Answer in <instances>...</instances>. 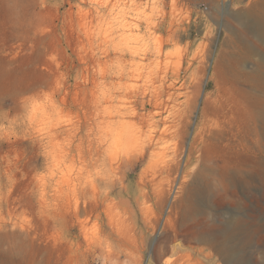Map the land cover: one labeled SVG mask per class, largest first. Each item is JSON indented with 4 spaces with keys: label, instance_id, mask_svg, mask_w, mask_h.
<instances>
[{
    "label": "rangeland",
    "instance_id": "rangeland-1",
    "mask_svg": "<svg viewBox=\"0 0 264 264\" xmlns=\"http://www.w3.org/2000/svg\"><path fill=\"white\" fill-rule=\"evenodd\" d=\"M255 95L257 165L221 182L210 145L186 165L213 106L252 110ZM251 170L264 174V0H0V264H225L163 242V222L186 201L202 226L263 221ZM259 249L242 248L248 264Z\"/></svg>",
    "mask_w": 264,
    "mask_h": 264
},
{
    "label": "bare ground",
    "instance_id": "bare-ground-1",
    "mask_svg": "<svg viewBox=\"0 0 264 264\" xmlns=\"http://www.w3.org/2000/svg\"><path fill=\"white\" fill-rule=\"evenodd\" d=\"M246 78H247V81L249 78L252 79L253 88L255 87L258 90L261 87V86L259 87V85L261 84L258 81L259 79H256L257 76L251 75V76H246ZM255 88H254V90H255ZM245 93H246L245 91H243V90L241 91V94L243 97L245 96ZM234 97H236V96H234ZM244 98H247V96ZM250 100H251L252 104L254 105L255 109L252 107L253 109L251 108L252 110H249L250 108L247 109L246 107L239 106V103L237 100H234V101L231 100L230 101V99L228 100L229 102H231V104H229V105L228 104L224 105L223 102L220 101V102H222V105L217 106V107L213 106V108H214L213 112L211 111L213 114L212 115L213 118H210V119L207 118V121H205L203 123L202 127L199 129L197 134L193 137L191 145H190L188 152H187L185 164L187 165L195 159L194 154L196 153L198 147H201L204 145H206V146L210 145V146H213L211 148H216V147L219 148V149L218 148L217 149L222 153L223 158L221 161L223 163L220 164L221 166L219 165L220 170H215L216 167L218 168L217 164L215 166H212L209 164V168H205V169L207 171H209L210 173L213 172V174L215 176H217V177H219V179H221V182H223L224 180H227L229 178L232 179L234 175H237V174L239 175V173H241V171H243L248 166H250V167L256 166L257 165L256 160H253L251 157L245 155V153H244L245 152L244 151V147H245L244 145H246V144L243 143V137L245 134L244 131L247 130L248 125L251 123L254 124L262 116L260 113L261 112L260 111V106H261L260 101L261 100H260V97H258V95L250 97ZM213 103H215V101ZM256 107L259 109H256ZM208 108H207V110L210 109V108L209 109ZM203 113L205 115V110ZM237 114L242 116V119L239 116V121L237 120V118H238ZM180 117H182V116H180ZM208 117H211V116L208 115ZM204 119H206V118L204 117ZM179 124H180V122H179ZM181 124H183V127L186 126V118L182 121ZM246 126H247V128H246ZM164 132L165 131L163 130V132L160 134H164ZM150 138H153V137H150ZM157 140L158 139H156V141ZM149 142H152V141H149ZM220 152H218V153H220ZM207 160L211 161L212 158L207 157ZM162 162H163V166L161 164L160 165L162 166L163 170H166L168 172V174L170 173V174H173V176H174L175 175L174 173L178 169L177 162L173 163L171 160H165V161L163 160ZM154 170H155V168H154ZM153 172L155 173V171H153ZM251 172L252 173H247V174L242 173L243 182L245 183V185L247 187H249L253 183H259L262 186H264V174L258 170H257V172H254L251 170ZM199 175H200V173H199ZM199 175H197V177ZM153 176H156V173ZM169 176H172V175H169ZM231 179H229V181ZM152 182H154V181H152ZM167 182L169 184V181H167ZM167 182L165 185H167ZM164 188L166 189V186ZM165 193H163L164 196H165ZM198 193L202 194L203 192L199 191ZM155 196H157V195H155ZM74 202L76 203V201H74ZM216 202H219V201H216ZM213 204H215V203H213ZM85 208H86V206H85ZM167 209H168L167 210V218H166V220H164L166 222H163V223L168 228V232H170V233H168V232H167L168 234L166 233L167 235L163 238V240H162L163 242L167 243L169 241V239L175 240V238L179 237V242L177 243V246H180L182 248L188 247L189 249H192L193 251H195L197 254L198 253L203 254L204 257L207 260H209L211 253L209 251H206V248L197 247L196 245H194L197 243H199V245H200V243L206 244L208 247L214 248L220 254V256H221V258L225 264H248V262H247L248 259H246V257L244 256V254L242 252V248L244 246L248 245L253 240L258 242L259 245H261L262 250L259 249L258 252L263 253L261 251L264 250V220L258 221L256 218H252V220H245V219H241V218L232 217V218H229L227 220H220L219 223L216 222V224H211V225H205L204 224V226H202V224L198 220L196 221V218H197L196 216L201 215L203 212L200 209H198L197 207H195L194 203H192V202H187V201H186V203L185 202H179V204L176 202H170ZM165 226H163V227H165ZM164 230H165V228H164ZM164 234H165V232H164ZM182 240L186 241V246L182 245V242H183ZM161 248H163V247H161ZM157 252L159 253L160 249ZM162 254H163V252H162ZM189 254H191V253H189ZM189 254H187V255H189ZM182 255L185 256L184 254H182ZM261 256L262 257H261V263L260 264H264V254H262ZM191 259H192V257H189V262ZM185 260H186V258H185ZM192 261H193V259H192ZM186 262H188V261H186ZM194 263L197 264L196 262H193V264Z\"/></svg>",
    "mask_w": 264,
    "mask_h": 264
}]
</instances>
